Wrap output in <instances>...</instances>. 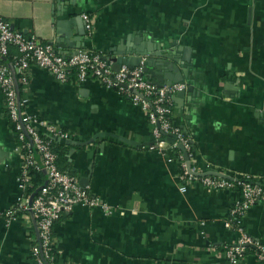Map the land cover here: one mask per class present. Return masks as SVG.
I'll return each instance as SVG.
<instances>
[{
	"label": "crops",
	"instance_id": "0c3cea01",
	"mask_svg": "<svg viewBox=\"0 0 264 264\" xmlns=\"http://www.w3.org/2000/svg\"><path fill=\"white\" fill-rule=\"evenodd\" d=\"M84 14L94 20L91 32ZM0 15L64 56L113 58L131 45L187 49L192 64L173 96L172 120L192 138V172L249 175L264 187V0H0ZM27 74L28 85H18L30 99L24 113L71 132L55 138L69 145L68 169L113 209L78 205L63 214L53 233L60 262L264 264L254 246L237 262L226 254L240 238L225 226L239 191L196 180L182 191L177 160L168 162L176 152L150 148L152 125L128 96L98 78L62 82L36 64ZM18 144L0 88V264H33L39 236L31 213L5 216L20 193ZM241 225L264 244V194Z\"/></svg>",
	"mask_w": 264,
	"mask_h": 264
},
{
	"label": "built area",
	"instance_id": "2783aa9c",
	"mask_svg": "<svg viewBox=\"0 0 264 264\" xmlns=\"http://www.w3.org/2000/svg\"><path fill=\"white\" fill-rule=\"evenodd\" d=\"M83 17L87 30L91 32L94 27L93 18L89 14ZM12 48H15L16 53H11ZM7 57H11V60L8 61ZM32 64L49 70L62 82L67 81L75 71L79 80L98 78L128 96L133 104L146 112L152 125L154 140L150 148L163 151L169 145L176 152V156L169 157L168 162L177 160L178 177L185 182L180 187L182 191L187 189L186 182L193 180L214 189H234L240 185L242 193L225 222L226 228H233L240 233V238L236 244L225 247L226 254L231 261L237 262L248 246H254L264 261V244L248 234L241 225L242 217L264 194V187L255 183L249 175L229 179L192 172V138L172 120L173 96L186 87L185 83L159 85L143 74V66L130 68L123 64L116 71L112 62L97 52L80 50L72 56H64L56 52L52 44L42 42L36 35L30 36L14 30L0 15V88L8 118L18 134V147L23 160L18 178L20 193L5 211V216L16 219L31 213L35 218L39 236L33 246V264H64L57 262L53 243L54 226L63 214L78 205L100 207L107 213L113 209L107 202L93 195L89 186L82 185L78 177L59 167L52 141L58 137L69 138L71 132L46 119L24 113L30 99L20 95L18 85H28L27 70ZM169 137L174 141L168 142ZM32 170H43L46 174V182L35 192H30L33 187Z\"/></svg>",
	"mask_w": 264,
	"mask_h": 264
},
{
	"label": "water",
	"instance_id": "95a60500",
	"mask_svg": "<svg viewBox=\"0 0 264 264\" xmlns=\"http://www.w3.org/2000/svg\"><path fill=\"white\" fill-rule=\"evenodd\" d=\"M179 50H181V48H175V46L162 50L160 45H156L155 49L150 50L136 45H131V48L125 51H118L117 49H115V57L108 58L107 56H105V58L112 62L113 68L116 71H118L123 64L128 65L130 68H135L143 65V74L145 76L148 75L151 78H155L156 80L154 82L159 85L172 84L179 81L183 83L185 77L188 76L187 69L190 68L192 64V56L188 53L187 49L184 50L183 48V54H180ZM61 54L64 55V52H61ZM102 135L103 133L96 134L93 138L90 139V142ZM112 135H115L118 138H121L122 140H125L126 142H129L131 144H139L138 142L130 140L128 138L120 137L116 134ZM167 141L173 142L174 139L172 137H169L167 138ZM68 143L76 144L77 142L69 140ZM82 143L87 144L88 142L86 141ZM151 143H153V141L147 142V144ZM207 174L233 179V177L219 172H209L203 175ZM84 179L85 178H81L80 180V183L82 185H85ZM33 197L34 194L32 195L31 200L33 199Z\"/></svg>",
	"mask_w": 264,
	"mask_h": 264
},
{
	"label": "trees",
	"instance_id": "16d2710c",
	"mask_svg": "<svg viewBox=\"0 0 264 264\" xmlns=\"http://www.w3.org/2000/svg\"><path fill=\"white\" fill-rule=\"evenodd\" d=\"M11 53L14 54L13 52H11ZM15 53H16V51H15ZM6 59L8 61H10L11 57H7ZM72 76L76 77L75 71H74V73H72V75L70 77H72ZM10 125H11L12 131H13L14 135L16 136V139L19 143L18 134H17L15 125L11 122V120H10ZM52 146L58 155L59 167L62 170H66L69 172L70 171L68 169L69 162H68V157H67V153L69 151V145H67L65 142L57 141L56 139H54L52 141ZM70 173H72V172L70 171ZM31 175H32V181H33V187L31 188L30 192H35L46 182V174L43 170H32ZM234 189L238 190L239 193H242V189H241L240 185H236ZM54 254L56 256L57 262L62 263L58 260V257L56 255L55 250H54Z\"/></svg>",
	"mask_w": 264,
	"mask_h": 264
}]
</instances>
